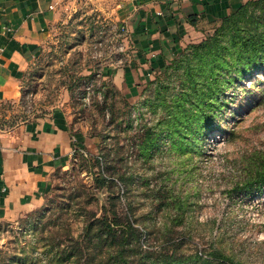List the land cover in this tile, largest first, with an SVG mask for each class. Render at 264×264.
<instances>
[{
	"label": "rangeland",
	"instance_id": "rangeland-1",
	"mask_svg": "<svg viewBox=\"0 0 264 264\" xmlns=\"http://www.w3.org/2000/svg\"><path fill=\"white\" fill-rule=\"evenodd\" d=\"M95 1H68L22 81L19 105L4 107L2 127L58 112L89 144L55 175L42 209L0 225V264H106L105 246L94 251L84 228L111 205L155 260L264 264V70L232 84L235 71L215 72V93L206 96L212 122L190 127L178 120L177 99L190 93L184 99L196 104L209 80L196 66L187 75V56L175 63L180 52L125 91L134 48L117 16L120 0ZM97 179L112 184L96 188Z\"/></svg>",
	"mask_w": 264,
	"mask_h": 264
},
{
	"label": "crops",
	"instance_id": "crops-1",
	"mask_svg": "<svg viewBox=\"0 0 264 264\" xmlns=\"http://www.w3.org/2000/svg\"><path fill=\"white\" fill-rule=\"evenodd\" d=\"M68 1L0 0V123L8 118L7 104L19 105L22 81L43 52L50 27L70 8ZM248 1L120 0L117 16L126 23L134 48V62L123 72L124 90L133 94L141 77L203 41L222 18ZM72 133L70 122L58 112L0 125V225L43 208L55 175L67 168L76 149L89 144Z\"/></svg>",
	"mask_w": 264,
	"mask_h": 264
},
{
	"label": "trees",
	"instance_id": "trees-1",
	"mask_svg": "<svg viewBox=\"0 0 264 264\" xmlns=\"http://www.w3.org/2000/svg\"><path fill=\"white\" fill-rule=\"evenodd\" d=\"M261 11V15L256 17V12ZM220 26L214 28V33H208L203 41L197 44H190L175 60L178 62L182 57L187 56V75L192 72L193 67H197L196 72L203 74L202 79L208 83V92L202 90V94L196 99V104L192 100H185L190 93L183 94L177 99L178 120L186 119L189 126L206 119L207 123L212 120L208 118V111L214 107L215 103L206 98L207 94L213 95L215 89L211 83H216L215 72L219 70H228L237 74L229 80V84L236 81H243L247 76L264 70V0H249L241 4L237 10L222 18L219 21ZM193 59V61H189ZM169 70V69H168ZM214 77V78H213ZM190 80L191 89L196 91V82ZM213 79V80H212ZM212 80V82H211ZM207 84V83H206ZM221 97H224L225 91H220ZM217 94V93H216ZM191 96V95H190ZM191 98V97H190ZM223 105H225L223 103ZM191 109L198 110L193 113ZM213 126L207 127L209 132ZM193 129V128H191ZM194 133V130H192ZM191 133V135H194ZM202 140V139H201ZM112 183L105 179L95 181V187H103ZM260 191L264 188V176L260 179ZM115 205L103 209L102 215L98 217L94 214L87 217L85 221L86 240L88 245L92 246L94 251L103 250L105 246L108 260L106 264H187L184 260L171 259L170 261L155 260L154 253L144 251L141 244L139 230L131 222V219L122 218L114 211ZM86 249L93 250L89 246ZM78 246H83L79 244ZM88 250V251H90ZM83 247L76 251L75 257H81ZM215 255L222 261H229L221 252Z\"/></svg>",
	"mask_w": 264,
	"mask_h": 264
},
{
	"label": "built area",
	"instance_id": "built-area-1",
	"mask_svg": "<svg viewBox=\"0 0 264 264\" xmlns=\"http://www.w3.org/2000/svg\"><path fill=\"white\" fill-rule=\"evenodd\" d=\"M53 8H54V7H52V9H53ZM122 30H123V31H126V27H123Z\"/></svg>",
	"mask_w": 264,
	"mask_h": 264
}]
</instances>
